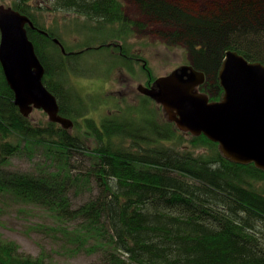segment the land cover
<instances>
[{
    "label": "trees",
    "instance_id": "obj_1",
    "mask_svg": "<svg viewBox=\"0 0 264 264\" xmlns=\"http://www.w3.org/2000/svg\"><path fill=\"white\" fill-rule=\"evenodd\" d=\"M169 2L182 12L140 11L163 29L162 39L186 48L189 64L204 75L199 89L210 102L222 99L217 75L225 52L264 65V0H224L214 10L198 13ZM29 3L10 0L3 6L35 26L27 28V36L45 68L43 86L73 128L23 118L0 67V191L44 207L62 225L75 223L62 234L73 237L68 240L77 250L98 254L99 264H264V171L224 159L218 145L204 136L181 133L143 95L139 105L109 113L97 123L88 114L99 103L71 84L72 77H93L79 71L78 64L90 46L115 51L117 43L106 42L108 36L127 39L142 30L140 23L127 18L119 0H54L56 10L93 24L86 30L85 51L72 52L39 23ZM119 52L117 62L127 67L130 54ZM154 80L150 75L146 86ZM16 157H38L40 162L26 174L3 173ZM92 183L96 195L71 206L69 191L78 197L91 192ZM0 264L49 263L0 237Z\"/></svg>",
    "mask_w": 264,
    "mask_h": 264
},
{
    "label": "rangeland",
    "instance_id": "obj_2",
    "mask_svg": "<svg viewBox=\"0 0 264 264\" xmlns=\"http://www.w3.org/2000/svg\"><path fill=\"white\" fill-rule=\"evenodd\" d=\"M119 1L127 18L140 23L142 30L124 40H112L108 36L106 42L119 44L118 46L115 44V47H118L114 48L115 51L94 48V46H90L92 48L85 51V43L90 36L86 30L91 29L93 24L86 23L85 19L76 13L56 10L54 0H30L29 3L34 9L32 13L39 23L54 31L64 46L72 52L85 51L78 62L81 67L79 71L91 73L93 77L91 75L72 77L71 84L77 87L83 97L88 98L91 102L94 100L97 101V104L99 103L98 107L91 109L88 114L97 123L109 113L139 105L142 95L137 92V88L139 85L146 86L150 75L153 79H158L169 75L181 66L189 65L186 48L181 45H171L162 39L159 33L163 29L158 25L154 26L157 23L154 25L149 23L140 11H159L165 14L174 12L176 15L182 12L180 7L174 6L169 0ZM172 1H177L182 6L189 7L194 13H198L212 11L216 8L217 3L224 0ZM9 2L10 0H0V4L6 6ZM166 20L170 22V19ZM81 30H85V32L83 33ZM171 36L167 37L168 40H171ZM94 42L97 43L96 46L100 44L97 39ZM121 49L127 50L130 57L136 58V60L129 59L127 67L117 62L116 56L120 54ZM109 55H111L110 58ZM87 95L90 96L87 97ZM29 117L36 125L40 121L44 123L48 121V117L39 110L33 111ZM186 139L189 140V137ZM184 144L188 145V142ZM167 146L171 147L172 145ZM183 148L184 146L175 147L178 150H183ZM36 154L39 156L38 153ZM39 162L38 157L32 160L20 157L11 158L9 164L2 171L18 175L26 174L35 170V165ZM92 187L91 192L82 193L78 197L74 196L72 190L69 191L70 205L78 207L90 197L93 198L97 192L93 183ZM74 224L62 225L44 207L19 201L10 191H0V237L5 241L16 243L21 253L33 258L42 257L49 264H99L98 254L90 255L86 250H77L76 244H71L68 240L73 237H65L62 234L64 229L72 231Z\"/></svg>",
    "mask_w": 264,
    "mask_h": 264
},
{
    "label": "water",
    "instance_id": "obj_3",
    "mask_svg": "<svg viewBox=\"0 0 264 264\" xmlns=\"http://www.w3.org/2000/svg\"><path fill=\"white\" fill-rule=\"evenodd\" d=\"M27 28L35 29L27 16L0 5V67L13 93V105L23 118L39 110L49 122L68 131L73 123L60 117L57 99L43 86L45 68ZM52 42L64 55L62 44L55 38ZM217 77L223 95L216 102L200 92L204 75L190 64L155 79L148 87L139 85L137 92L161 107L166 120L181 133L204 136L218 145L224 159L264 171V65L248 63L230 50L224 53Z\"/></svg>",
    "mask_w": 264,
    "mask_h": 264
},
{
    "label": "flooded vegetation",
    "instance_id": "obj_4",
    "mask_svg": "<svg viewBox=\"0 0 264 264\" xmlns=\"http://www.w3.org/2000/svg\"><path fill=\"white\" fill-rule=\"evenodd\" d=\"M119 44H117V46H118ZM116 46V47H117ZM116 47H114V48H116ZM118 48V47H117ZM128 59H130V60H136V58H134V57H128Z\"/></svg>",
    "mask_w": 264,
    "mask_h": 264
},
{
    "label": "bare ground",
    "instance_id": "obj_5",
    "mask_svg": "<svg viewBox=\"0 0 264 264\" xmlns=\"http://www.w3.org/2000/svg\"><path fill=\"white\" fill-rule=\"evenodd\" d=\"M145 87H147V86H145Z\"/></svg>",
    "mask_w": 264,
    "mask_h": 264
}]
</instances>
